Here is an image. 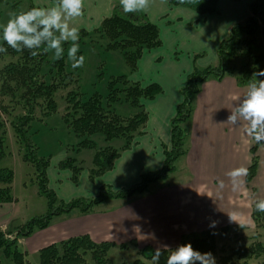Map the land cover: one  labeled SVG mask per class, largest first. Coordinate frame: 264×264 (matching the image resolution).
I'll use <instances>...</instances> for the list:
<instances>
[{
	"label": "trees",
	"instance_id": "1",
	"mask_svg": "<svg viewBox=\"0 0 264 264\" xmlns=\"http://www.w3.org/2000/svg\"><path fill=\"white\" fill-rule=\"evenodd\" d=\"M5 0H0V4ZM171 5H183L195 10L199 14H208L217 11L219 0H187L180 4L179 0H167ZM38 7L31 3L28 9ZM27 9V10H28ZM264 0H252L249 4L247 17L235 23L227 36L221 39L217 47V63L204 68L194 66L188 73L185 84L180 88L182 100L177 104L174 116L171 118V146H164L165 160L163 166L155 172H144L140 180L131 187L114 189L111 185H102L99 193L94 197H79L69 201L60 200L56 192L49 187L48 168L50 158L41 155L37 146L29 136L32 123L43 119L58 110L56 94L66 90V111L64 119L73 131L80 137L81 147L94 149L93 166L90 168V178L101 176L110 171L123 151L129 149L138 136L145 131L149 112L146 107L148 100L155 99L163 92V86L158 82L142 83L131 79L127 74L113 76L108 84L106 95L95 92L82 97L79 84V75L70 69L67 54L63 59L55 60L50 52L32 57L28 50L17 53L8 48L7 53H0V63L5 56L13 59L0 67V91L12 96H19L23 101L25 114L11 121L17 140L24 148L23 158L31 162L38 175L39 192L48 198L47 214L32 218L28 223L11 230L7 236L0 229V252L10 258L13 264H86L88 256L94 264H111L108 253L116 245L113 241H94L89 234L72 236L59 242H53L39 250V262H29L26 252L20 250L19 239L31 235L35 229L47 228L53 217L77 209L87 213L110 199H127L137 193L146 191L150 184L166 180L176 168L179 157L187 153L188 124L194 110V99L202 90L203 83L209 79L222 80L226 76H233L239 84L247 85L252 74L264 69V51L258 40L261 30L264 38ZM105 40L106 50L121 51L131 73L139 68V62L144 54L163 44L161 31L148 14H124L120 4H115L113 11L106 16L100 25L92 30L81 29L79 45L83 42ZM264 42V41H263ZM0 44L7 47L0 33ZM67 43L63 46L68 48ZM77 55H83L79 50ZM258 79H264L259 77ZM117 102H126L134 112L121 114L113 106ZM41 109L43 117H36ZM101 134L106 144L98 146L92 136ZM121 139L120 147L111 144L112 140ZM260 145L254 142L251 147L252 161L246 181L250 183L255 177L258 165V149ZM10 155L8 150V132L0 112V204L14 202L12 182L14 171L8 166H2L1 161ZM60 168H69L72 171L71 179L77 184L83 166L75 158L67 156L59 163ZM256 202V201H255ZM252 205V219L256 226H264V213L255 210ZM242 227H245L243 225ZM229 226L217 230L208 229L201 232L185 234L178 245L192 244L195 250L214 253L218 248V238ZM216 233V234H213ZM14 235V236H11ZM256 238L246 246H231L226 254L220 256L223 264H250L253 258L264 264V242ZM177 245V246H178ZM125 247V244L119 245ZM176 246V247H177ZM156 248L145 245L139 247L143 258L136 259L132 264H144V259H151ZM170 248L169 250H174ZM169 253L164 251L159 264H166Z\"/></svg>",
	"mask_w": 264,
	"mask_h": 264
},
{
	"label": "crops",
	"instance_id": "2",
	"mask_svg": "<svg viewBox=\"0 0 264 264\" xmlns=\"http://www.w3.org/2000/svg\"><path fill=\"white\" fill-rule=\"evenodd\" d=\"M42 1H44L43 7H50L55 3V0ZM118 3L119 0H85L84 15L71 21L70 25L79 30H92L112 13L114 5ZM156 3L162 2L153 0L146 13L157 24L150 14V9ZM167 3L174 6L168 1ZM249 4L247 8L245 7L242 14L244 17L241 20L247 17ZM35 5L40 7L37 2ZM216 12H218V4ZM216 12L197 14L206 19L207 15ZM167 14L168 12L163 9L158 12L157 17L166 18ZM165 22L169 24L167 29L172 31L166 32L173 38L176 30L183 27L186 20L177 14L167 17ZM176 22L179 23L177 29L171 28V24ZM146 54L147 52L144 56ZM175 63L172 65L168 63L153 80L142 81L145 84L153 81L160 83L163 92L155 99L146 102L149 118L144 133L137 137L136 142L129 149L122 152L114 167L103 174H116L112 181L116 187L129 179L138 181L136 166L139 161L150 167L161 168L164 164V146H171L170 121L175 114L177 104L182 100L180 88L185 84L186 77L192 69L191 67L178 69ZM137 71L133 73L137 74ZM170 81L173 84L171 83L172 86L167 88L166 83ZM246 92L247 85L239 84L233 76H226L222 80L209 79L203 83L202 90L194 99V110L188 124L186 140L188 151L178 158L185 160L184 164L189 175L188 183L177 182L174 187L151 195L148 194L147 189L135 195L136 197L128 198V202L120 203L111 209H101L99 205L112 199L98 204L91 212L72 213V211L65 217H62V214L57 215L56 218H60L59 224L55 225L53 218L47 228L34 230L32 233L37 232L33 239L38 243L36 250L53 242L82 234H89L96 242L113 241L116 243L115 246L135 241L138 247L150 245L158 248L166 244L170 249L175 248L182 237L191 232L217 230L225 226L237 228L243 225L249 228L256 226L251 213L253 203L264 199V147L260 145L258 149V170L250 183L244 178L245 183L233 191L230 179L226 175L233 168L248 167L252 161L250 149L255 141L244 134L246 122L241 120L235 126L225 123L238 103L233 97H242ZM219 181L224 182L222 189L219 187ZM233 212L238 213L237 220L230 223L228 214ZM212 221H217L218 226L211 228L209 225ZM4 224L5 221H0V228ZM259 239L261 240V236Z\"/></svg>",
	"mask_w": 264,
	"mask_h": 264
},
{
	"label": "rangeland",
	"instance_id": "3",
	"mask_svg": "<svg viewBox=\"0 0 264 264\" xmlns=\"http://www.w3.org/2000/svg\"><path fill=\"white\" fill-rule=\"evenodd\" d=\"M249 1L252 0H220L218 3V12L207 15L206 19L204 16L195 13L186 6H170L167 1L166 4L156 3L152 9H150V14L155 18L160 27L163 44L159 48L148 51L147 54L143 56L139 62L137 74L130 72L121 51L105 49V40L96 42L86 41L81 43L79 50L83 52V56L85 57L83 67L73 69L70 61H68V64L70 69L76 71L80 77L79 84L82 97H87L95 92L106 95L109 81L113 76L120 74H127L131 79L134 78L141 82H148V79L153 80V78H156V74L159 71L162 72L168 63L172 65L175 61V65L178 69L191 67L192 69L190 71L193 70L194 66L204 68L208 65H215L218 60L217 47L219 42L222 38L227 36L235 23L242 21L241 19L244 17L242 14L245 7L247 8ZM36 2L40 7H43L44 1L42 0L3 1L0 4V25H5L7 23L10 18V12L15 11L19 13L21 11H26L31 3L36 4ZM163 9L165 12H168L167 17L178 14L183 16L186 20L183 27L178 31L176 30L175 37L173 38L167 33L172 32L167 29V26H169V24L167 25L165 22L167 17L161 19L157 17L158 12ZM178 26V22L171 24V28L177 29ZM1 32L2 31H0V33ZM258 40L262 43L264 51V38L261 30L258 34ZM65 52L67 54V49ZM172 56L175 60L172 59ZM50 57L53 58L52 52H50ZM12 59L11 56H5L0 63V67L5 62H9ZM171 83L173 84L172 81L168 84L166 83V87L170 88L172 86ZM65 94L66 90H60V92L56 94L58 110L45 116L41 120H35L29 131V136L37 146L38 152L41 155L51 156L50 166L48 168V175L50 177L49 187L56 192L60 200L69 201L79 197H94L99 193L101 186L105 184L111 185L114 189L131 187L140 180L142 173L155 172L160 169L159 167H150L143 161H139L136 166L138 181L136 180V182L134 181L135 179H129L118 187L112 184L116 174L107 173L106 175L91 179L90 168L93 166L94 149L81 147L80 141L82 137L78 136L66 123L63 117L64 111H66ZM113 106L121 114L134 112V109L126 102H117ZM0 112H2L7 127L8 150L10 152V155L1 161V165L8 166L14 171V179L12 182L14 202L0 204V221H5L4 226L0 229L3 232L5 231L8 236L10 235L8 233L16 227L28 223L32 218L47 214L49 203L48 198L39 192L37 171L31 162L24 160V148L17 140L15 130L11 123L12 120L26 113L22 99H20L19 96H12L11 94H5L0 91ZM36 117H43L41 109L37 110ZM92 139L95 140L98 146L106 144V140H104L101 134L92 136ZM122 143L123 140L114 139L111 144L120 147ZM67 156L75 158L83 166L77 184L71 179L72 171L69 168H60L59 166V163ZM184 161V158L176 161V168L169 174L168 179L150 184L148 194L151 195L160 190L174 187L177 182H182L184 184L188 183L189 175ZM146 169H148V171H145ZM129 199H112V201H107L99 206L101 209H111L112 207L120 205V203L124 204L128 202ZM76 211L78 210L75 209L71 212L75 213ZM69 213L70 212L63 213L62 217H65V215ZM56 217L57 216L53 217L55 218L53 222L55 225L59 224L58 221L60 219ZM218 231L219 229H217V232ZM257 233L261 236V241L264 242V226H254L250 228L230 227L224 233H221L218 238V248L212 253L216 258L217 264H223L220 262V256L228 253L231 246L249 245L253 239L256 238L255 234ZM35 234H31L25 239L21 237L19 239V248L26 252V258L29 262L38 263L39 250H36L38 243L33 241ZM186 243H189V240ZM125 244V247L118 245L110 249L108 257L111 264H132L136 259L143 258L139 253V247L135 244V241H129ZM144 246L145 245L142 247ZM249 263L259 264L260 261L259 259L253 258ZM0 264H13V262L1 251ZM86 264H94L90 256H88ZM144 264H152V260L144 259Z\"/></svg>",
	"mask_w": 264,
	"mask_h": 264
},
{
	"label": "clouds",
	"instance_id": "4",
	"mask_svg": "<svg viewBox=\"0 0 264 264\" xmlns=\"http://www.w3.org/2000/svg\"><path fill=\"white\" fill-rule=\"evenodd\" d=\"M153 0H119L124 14L145 13L151 7ZM165 3L166 0H161ZM187 0H179L180 4ZM85 10V0H55L50 7H32L19 13L12 11L5 25H0L2 40L7 47L0 44V53H7L11 48L17 53L28 50L32 57L52 52L55 60L65 56L64 44L67 48V59L73 69L83 67L85 57L77 55L79 52L80 30L71 26L70 22L82 17ZM264 69L254 72L252 79L247 84V92L241 96H234L238 103L232 109L225 123L238 125L245 121L244 134L257 144L264 147ZM249 168L240 166L233 168L226 175L229 177L232 190L239 189L249 175ZM219 187H224V182L219 181ZM255 210L264 213V199L255 202ZM238 213L228 214L229 222H236ZM211 228L218 226L217 221H212ZM216 234V233H213ZM167 251L166 264H217L215 256L211 252L195 250L191 243L178 245L174 250H169L168 245H162L152 253V264H159L163 252Z\"/></svg>",
	"mask_w": 264,
	"mask_h": 264
}]
</instances>
